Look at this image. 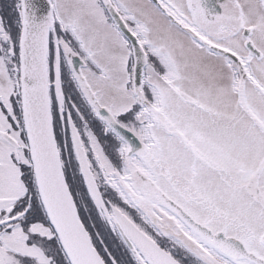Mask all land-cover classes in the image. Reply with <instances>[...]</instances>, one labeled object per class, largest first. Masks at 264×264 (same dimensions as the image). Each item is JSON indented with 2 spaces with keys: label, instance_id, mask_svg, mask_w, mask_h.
Returning a JSON list of instances; mask_svg holds the SVG:
<instances>
[{
  "label": "snow or ice",
  "instance_id": "1",
  "mask_svg": "<svg viewBox=\"0 0 264 264\" xmlns=\"http://www.w3.org/2000/svg\"><path fill=\"white\" fill-rule=\"evenodd\" d=\"M0 264H264V0H0Z\"/></svg>",
  "mask_w": 264,
  "mask_h": 264
}]
</instances>
